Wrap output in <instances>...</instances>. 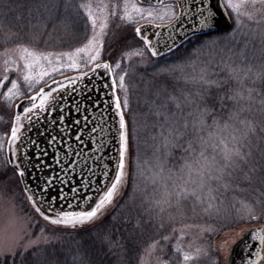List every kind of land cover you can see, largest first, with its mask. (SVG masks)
<instances>
[{
	"label": "trees",
	"instance_id": "trees-1",
	"mask_svg": "<svg viewBox=\"0 0 264 264\" xmlns=\"http://www.w3.org/2000/svg\"><path fill=\"white\" fill-rule=\"evenodd\" d=\"M86 1L0 0V53L23 45L44 51H69L79 46L88 36L82 33L86 26L80 7ZM74 15L81 20L79 33L53 34L60 26L66 27L72 23L71 17ZM233 30L234 26L226 32L189 37L170 53L152 59L147 68L131 69L128 83L130 107L125 113L130 145L127 177L113 209L99 223L90 227L48 229L52 235L48 243L0 257V264H142L152 245L158 248L162 261L185 264L183 252L196 257L198 249L199 254H203L227 231L246 224H264V133L259 131V124L257 135L249 137L252 155L248 163L242 164V170L233 173L231 184L239 185V190L230 187L225 191L222 182H213L212 191L208 188L200 190L191 183L185 185L178 176L187 178V169L184 173L180 169L182 157L191 158V153L184 152L182 148L172 150L163 173L157 159L162 156L163 149L160 153L156 151L160 146V128L154 127L153 122L163 118L151 113L156 106L164 104H167L169 113L180 111L175 107L178 101L185 116L192 112V116H187L189 123L196 119L195 104H187L186 97L195 100L198 91L208 89L199 81L202 66L207 62L205 51L209 44L231 38ZM208 78L221 84L219 88L211 87V96L217 100L224 97L225 107L220 110L217 103L216 115L222 123L227 121L233 125L238 130L236 135H241L244 126L239 121H229L228 115L230 111L243 108L246 102L234 104L227 99L236 90L243 91L241 84L231 77L223 65L216 63L209 68ZM171 97L177 100L173 101ZM245 118L264 122V115L254 116L241 111L239 119ZM212 131L215 132L214 129ZM230 131L218 134L229 147L232 146ZM190 135L179 143L186 147ZM153 136L157 138L154 140ZM221 147H218V152ZM248 150L244 149L245 152ZM252 168H255L254 172L249 171ZM169 169L175 173L171 178ZM245 174L251 176L250 181ZM229 179L228 176L224 177L225 181ZM181 186L187 187L189 193L196 188L200 199L193 195H181ZM211 196L216 198L210 200ZM240 201L251 204L258 218H250ZM209 203L213 206L209 207ZM165 236L169 239L164 240ZM177 245L182 249L179 253L175 251ZM200 256H205L201 263L209 264L212 252ZM197 261L193 259L187 264H199Z\"/></svg>",
	"mask_w": 264,
	"mask_h": 264
},
{
	"label": "snow or ice",
	"instance_id": "snow-or-ice-1",
	"mask_svg": "<svg viewBox=\"0 0 264 264\" xmlns=\"http://www.w3.org/2000/svg\"><path fill=\"white\" fill-rule=\"evenodd\" d=\"M259 3L264 6V0H179L177 4H164V0H155V5L149 4L148 7H141L135 3L129 4L126 2L123 8V16L121 19H125L129 22L134 21V19H149V20H164L167 18L169 29L171 30L176 26L177 23H183V19L185 17L189 19H193L195 21V26L198 27L201 31H213L219 22V17L221 12L218 9H223L226 14L227 10L230 9L232 13L236 17L237 27L241 24V16H246L249 20L253 19V13L248 12L246 9L249 4L252 7ZM177 6H179V12H177ZM82 9L86 12L87 18L91 23L92 36L87 40V43L84 44L83 47L75 49V53H63V55L67 56L71 61L69 67L76 69L77 71L83 67H92V71L95 72L97 68H103L106 71H111V65L108 63H97L100 59V50L103 47V42L100 39L103 35L106 34V29L108 28V16L115 15V11L109 12L108 5L104 4L101 8H99V14L97 10H94L93 5L91 3H83L80 5ZM131 9V10H129ZM259 11V10H258ZM102 15V19H101ZM98 20L100 23L98 24ZM258 22V21H257ZM161 25L157 24L156 27H160ZM99 27V33H97L96 29ZM136 33L140 34V28H136ZM234 35V32H233ZM141 39L144 41V44L150 50L152 56H157L158 53L157 48L153 45L152 41L148 38L147 35H141ZM19 52L21 53L20 59L24 61V67L29 71L28 75L24 76L25 81H31V69L34 64L37 63L41 58L47 59L49 63L51 60L49 59V55H38L36 51L29 49L27 46H20ZM91 50V51H90ZM81 53H89L87 55L86 60L83 61V65L78 63L77 60L73 59V56L79 58ZM94 53V54H92ZM130 55H143L142 51H136ZM241 57L242 61L246 59L245 52L241 51L238 53ZM59 61V57H57ZM225 67L229 70V74L238 83L241 84L243 91L236 90L232 95L227 97L228 100L234 102V104H239L240 101H245L248 105L247 108H241L239 110H233L229 112L228 120L229 121H239L241 125L244 126V130L241 135H236L238 131L233 125L229 124L227 121L221 122V119L216 115L217 109L216 104L219 103L220 110H223L225 107L224 97L221 96L219 100L213 98L210 94V89L212 86H216L219 88L221 86L220 82L217 80H211L208 78L207 71H202L199 81L200 83L207 85L208 89L204 92L198 91L196 96L197 99H191L186 97V103L189 105L195 104V111L197 113L196 119L189 123L187 116H192V112H189L187 116L184 115L180 102L175 103L176 109L180 110L177 112H171L167 110V104L156 106L155 110L151 113L156 117H162V120H156L153 122L154 127L160 128L159 137H160V146L156 149L158 153L163 149L162 156H158V164L160 172L163 173L165 171V165L168 163V157L172 155V150L176 148H182V150L186 153H191V158L185 156L182 157L183 164L181 166L180 172L184 173L185 169H187V178L183 175L178 176L179 179L184 180L186 184H195L197 188L203 190L208 188L209 191H212V183L213 182H222L221 186L228 191L230 187L233 190H239V185H232L231 180L234 179L233 173L238 169H241L242 164L248 163V158L252 155L251 148L249 145L251 144V140L249 139L251 136H256L258 131L264 133V122H254L252 120H248L247 118L240 120V112L241 111H251L253 104H258L259 107L256 111L264 115V93L260 91V89L256 87H247L243 85V80L240 79L239 72L236 68H233L231 65H225ZM116 68H120V64H116ZM243 70V69H241ZM52 71H57V68H53ZM252 72L251 67H248L243 79H248V74ZM50 73L48 71H42L40 76H46ZM87 72H83L81 75H78L75 78H69V83H76L77 81H82L85 76H87ZM125 75H120L119 80L115 77H112V93L111 95L114 97V110L115 114L118 117V129H116L117 138L119 142L118 148V158H116V166L115 171L112 173L111 178L108 179V171L103 173L105 177V182L103 187L98 189H91L93 194H88L91 181H84L81 178V184L84 189V195H82L81 199L83 200V204L77 202L75 205L72 203L68 204L69 209L79 208L81 210H63L50 208L51 211L55 212V218L46 215L41 211L39 207L36 208V212H38L44 220L49 221L52 225H63L65 227L76 228L78 225L83 226L85 223H89L99 218L100 215L105 211V209L113 205L116 196L120 189L126 184L127 177V168L129 161V124L125 119V109L130 107L128 94H127V86L125 84ZM5 80L8 79L7 76L4 77ZM258 82H264V66H262L261 70L254 73L251 79V83L253 85ZM53 84L59 85V88H66L67 85L62 84L59 81L53 80ZM119 85V88L124 91V98L121 100L119 95L115 94V89ZM0 87H3V84H0ZM19 85L15 82H11V87L8 88V96L11 97L13 95V90L18 89ZM105 87H109V85H105ZM59 88H54L51 85L48 86V90L45 91L44 88H41L36 96H32L30 99L32 101L31 106L25 107L22 109V115L17 114L15 116V124L11 128V142L15 144L17 140H19V133L21 129L24 128V125L21 121L25 118L29 120V128L32 127L31 116L30 113H33L34 110H37L38 113H44L47 111L54 110L55 102L57 97L53 96L54 92H58ZM245 92L247 95H245ZM255 94V95H254ZM39 97V103H36L37 98ZM173 101H176V97H171ZM51 100V105H49V101ZM107 104V101L104 102ZM95 107H99V104H95ZM47 117H45L46 119ZM209 118H211V123H209ZM37 119H39V115H37ZM61 122L63 121V117H60ZM88 118L85 117V125L87 124ZM103 121V117H101ZM182 121V123H181ZM74 123L80 124L79 120H76ZM168 126L165 128V126ZM181 128L183 131H181ZM215 130V132L212 131ZM230 131V137L232 141V146L229 147L228 144L218 136V134L222 131ZM165 131H167V135H165ZM89 132L95 134L97 132L100 133L101 137L105 132V129L99 125H95L89 129ZM191 133L190 138L186 140V147L179 143L185 136ZM206 133V134H205ZM156 136H153L152 139H156ZM53 142H55V137L51 138ZM75 140L77 142L83 143L82 134L76 135ZM218 141V142H217ZM95 143V141H93ZM102 140L100 146L97 147V152L101 150ZM195 145V146H194ZM222 146L218 152V147ZM245 148L249 150L247 152L244 151ZM211 149V152L209 151ZM67 155V154H66ZM78 155V153H77ZM219 155V159L217 156ZM71 163V161H69ZM17 167H19L17 165ZM107 168V165H105ZM139 151L137 146V169H139ZM171 178V175H175L172 173V170H168ZM250 172H254L255 168L249 170ZM20 176L23 177L24 172L20 171ZM247 179L250 181L251 176L247 175ZM228 176L230 179L228 181L224 180V177ZM51 180H46V185H51ZM182 191L181 195L185 197L187 195L197 196V199L200 197L197 195L196 188H194L190 193L187 187L181 186ZM47 187L42 189L43 193L47 192ZM71 192L76 195L80 193V188L73 187ZM59 198L63 201L65 199V195L63 190H61L59 194ZM216 197L211 196L210 200H214ZM32 200V197H29ZM56 201V197H53L51 200V204L54 205ZM243 209L246 211V214L252 218L257 219L258 217L255 214V209L251 204H246L243 201H240ZM33 204H36V201L33 200ZM213 205L209 203V207ZM207 210V209H206ZM164 240H168L169 237L165 236ZM252 241H258L260 245V250L255 253L256 260H249L247 264H260V261L264 259V256H261V252L264 251V230L255 231L251 234ZM154 248L155 245H152ZM25 251H27V246L25 247ZM176 252H181L182 249L179 245L175 248ZM199 249L197 252L199 253ZM0 255H3L0 252ZM14 255V254H13ZM195 259L192 255L187 252H183V262L187 264L188 261Z\"/></svg>",
	"mask_w": 264,
	"mask_h": 264
},
{
	"label": "rangeland",
	"instance_id": "rangeland-1",
	"mask_svg": "<svg viewBox=\"0 0 264 264\" xmlns=\"http://www.w3.org/2000/svg\"><path fill=\"white\" fill-rule=\"evenodd\" d=\"M126 2L129 6L135 3L141 7H148L141 4L138 0H87L85 3H91L98 14L99 8L104 4L108 5L109 12L115 11V15L108 16L106 34L100 37L103 42V47L100 50V59L97 63L109 61L112 66L113 76L117 81L120 75L126 73L125 84L127 86L129 99L128 83L131 69L147 68L152 60V56L150 55L149 49L144 44V41L137 38L136 28L144 25L156 27L157 24L163 26L167 25L168 21L167 18L164 20L136 18L132 22L121 19L123 16L124 4ZM164 4H177V2L168 1ZM246 10L254 14L253 19L249 20L246 16H241V24L239 27H237L235 15L230 9L227 10V14L234 26V35L231 38L209 44L204 54L207 58V62L202 66V71L206 70L207 73H209V68L215 63L223 65L225 69H227L225 65H231L233 68L237 69L240 79L243 80L245 86L256 87L264 93L262 89L263 82H258L255 85L251 83L253 74L260 71L262 66H264V6L257 3L255 7H252V5L249 4ZM82 14L86 26V30L82 27V30L84 29L82 33H87L88 36L82 44L74 49L69 51H44L27 46L29 49L36 51L38 55H49V59L51 60V63H49L47 59L41 58L34 64L31 69V81L24 80V76L28 75L29 71L24 67V61L20 59L21 53L18 50L20 46L7 49L0 53V84H3V87H0V252H2L3 255H0V257L15 255L19 251L24 252L26 246L27 250H29L38 245L48 243L52 239L49 230L56 231L70 228L63 225H52L49 221L44 220L39 213L37 214L35 212L28 197L25 195L19 178L9 166L6 149L14 118L15 106L18 102L38 93L41 88L47 86L49 83L53 82V80L65 79L69 76L88 72L94 66H82L80 70L77 71L69 67L71 61L67 56L63 55V53L74 54L75 49L83 47L93 34L91 23L84 9H82ZM71 18L73 19L72 23L68 24L66 27L60 26L53 34L63 36L64 34L69 35V33H79L80 31L78 29L81 25V20L76 15ZM99 23L100 20H98V24ZM96 31L99 33V27H97ZM113 43H115V45L112 47ZM138 50L142 51L143 55H130ZM241 51H244L246 56V59L243 61L238 55ZM88 54L89 53H81L79 58L74 55L73 59L83 65V61L86 60ZM57 57H59V61ZM117 63L120 64V68H116ZM248 67H251L252 72L248 74L249 78L245 80L243 78ZM53 68H57V71H52ZM42 71H48L50 74L41 77L40 73ZM5 76L8 77L7 80L4 79ZM12 81H15L19 87L13 90V95L9 97L7 92L8 88L11 87ZM117 91L121 100H123L124 91L119 88V85H117ZM245 95H247V93H245ZM246 104L247 103H244L243 108H247ZM251 107V111L243 112L259 116V113L256 111L259 105L253 104ZM127 109H125V113ZM122 188L118 192L113 205L108 206L99 218L92 222L85 223L83 227L93 226L106 217L118 201ZM259 225L260 223L246 224L223 233L212 246L203 251V254L212 252L210 258L211 264H228L227 259L231 246L241 238L242 234L247 229ZM77 227L79 228L81 226L78 225ZM157 250V247L150 248L143 258L142 264H168L161 260ZM203 254H195V260H198L197 262H199V264L205 258V256H200ZM201 264L205 263L203 262ZM261 264H264V260Z\"/></svg>",
	"mask_w": 264,
	"mask_h": 264
},
{
	"label": "water",
	"instance_id": "water-1",
	"mask_svg": "<svg viewBox=\"0 0 264 264\" xmlns=\"http://www.w3.org/2000/svg\"><path fill=\"white\" fill-rule=\"evenodd\" d=\"M139 1L155 5V0ZM178 3L179 0H177ZM218 11L221 12L218 25L210 32L201 31L195 26L193 19L185 17L183 23H177L171 30L169 25L139 27L140 34L138 36L140 38L141 35L148 36L160 53L155 56L158 57L179 46L190 36L229 30L232 27V22L227 12L225 14L223 9H218ZM105 63L109 64V62ZM87 73L88 75L82 81H77L74 84L69 83V78L56 80L67 85L66 88H59V85L53 84V82L43 87L45 91L48 90L49 85L59 88L58 92L53 93V96L57 97L54 110L44 113L34 110L33 113H30L31 128H29V120L23 119L21 123L24 128L21 129L20 138L15 144L11 142L10 130L6 149L8 163L16 171L28 199L30 196L32 197V200L29 199L32 205L35 208L39 207L42 212L53 218H55V212L50 208L81 210L68 208L69 203L75 205L80 202L83 204L81 197L84 195V189L81 178L84 181H91L88 194H93L91 189L103 187L105 171L109 173L108 179L111 178L115 171L116 158L119 155V142L116 133V129L119 127L118 117L114 110V97L111 95L113 91L111 88L112 71L97 68L95 72L91 70ZM78 75L70 78H75ZM105 85H109V87L106 88ZM115 94L117 95L116 89ZM30 98L23 99L15 106L12 127L15 124V116L22 115V109L31 106ZM105 101L107 104L104 103ZM36 103H39V97ZM97 103L99 104L98 108L94 106ZM49 105H51V100ZM37 115H39V119H37ZM45 117L47 118L45 119ZM60 117H63L62 122ZM85 117L88 118L86 125ZM101 117H103V121ZM76 120H79L80 124L74 123ZM95 125L105 129L103 137L99 132L95 134L89 132V129ZM79 134H82L83 143L75 140V136ZM52 137L56 138L55 142L52 141ZM101 140L102 147L97 152L96 149L100 146ZM20 171L24 172L23 177L20 176ZM46 180H51V185H46ZM44 187L48 189L46 193L42 192ZM73 187L80 188V193L74 195L71 192ZM61 190L65 195L63 201L59 198ZM53 197H56L54 205L50 203ZM33 200L36 201L35 205ZM260 230H264V225L249 228L243 233L229 250L228 264H247L249 260H256L255 253L260 250V245L258 241L251 240V234ZM261 256H263V251Z\"/></svg>",
	"mask_w": 264,
	"mask_h": 264
}]
</instances>
